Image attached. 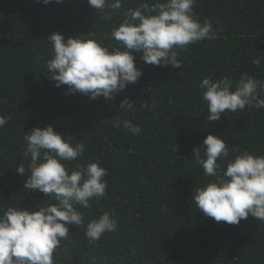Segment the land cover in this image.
I'll list each match as a JSON object with an SVG mask.
<instances>
[{"label":"trees","instance_id":"16d2710c","mask_svg":"<svg viewBox=\"0 0 264 264\" xmlns=\"http://www.w3.org/2000/svg\"><path fill=\"white\" fill-rule=\"evenodd\" d=\"M140 2L127 0L105 18L87 0H0V116L11 117L0 128V205L34 211L53 202L26 189V174L16 171L27 166L26 132L51 124L86 146L69 169L93 161L108 169L105 197L79 208L84 224L69 226L55 264H264V223L251 215L238 225L216 222L192 198L210 179L192 156L209 133L222 136L230 150L264 155V109L246 107L209 122L198 87L205 76L235 82L247 73L264 81V0H197L198 19L210 20L216 37L178 49L180 68L146 64L134 53L143 75L112 100L69 93L47 76L51 33L109 45L112 29ZM257 57L259 67L252 62ZM124 97L134 111L119 108ZM117 119L143 131L116 128ZM104 212L117 229L90 241L86 225Z\"/></svg>","mask_w":264,"mask_h":264},{"label":"clouds","instance_id":"9594fccd","mask_svg":"<svg viewBox=\"0 0 264 264\" xmlns=\"http://www.w3.org/2000/svg\"><path fill=\"white\" fill-rule=\"evenodd\" d=\"M44 4L52 0H42ZM64 0H55L60 4ZM97 12L111 18L127 0H87ZM197 0H141L128 8L124 18L111 31L114 43L104 45L83 35L68 37L59 32L47 39L52 45L46 62L47 75L55 86H67L69 93H80L91 99L112 100L129 83L143 75L135 63L134 53H141L146 64L180 68L177 50L217 33L210 20L200 21L195 12ZM40 57H37L39 60ZM258 67L259 57L252 61ZM207 104L206 119L219 121L227 112L246 107L264 109V81L243 73L237 81L228 76L214 79L205 76L198 85ZM147 107V104H143ZM119 108L134 111L133 101L124 97ZM10 116H0L3 128ZM116 128L138 135L143 130L128 119H117ZM72 135L64 136L49 124L34 127L24 136V158L17 173L24 175V187L39 191L53 201L37 204V209L0 205V264H55L54 255L61 242L69 239V226L84 224V214L92 200L106 195L108 169L98 161L69 169L68 162L82 158L86 146L73 143ZM192 156L210 179L194 190L192 198L206 217L216 222L238 225L249 215L264 223V155L231 149L222 136L209 133L202 147L194 148ZM117 229V221L104 212L86 225L85 236L99 241Z\"/></svg>","mask_w":264,"mask_h":264}]
</instances>
